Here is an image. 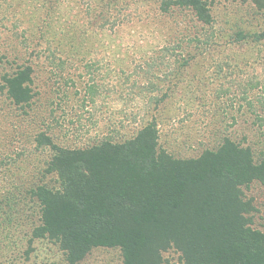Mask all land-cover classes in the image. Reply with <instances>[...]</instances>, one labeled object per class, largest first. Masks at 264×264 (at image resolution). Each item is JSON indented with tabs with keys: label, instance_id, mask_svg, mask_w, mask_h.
I'll use <instances>...</instances> for the list:
<instances>
[{
	"label": "rangeland",
	"instance_id": "374dc122",
	"mask_svg": "<svg viewBox=\"0 0 264 264\" xmlns=\"http://www.w3.org/2000/svg\"><path fill=\"white\" fill-rule=\"evenodd\" d=\"M212 14L207 26L189 11L164 14L159 0H0L1 195L18 201L31 187H59L38 134L68 148L124 142L154 116L161 147L176 158L198 157L226 136L263 158L264 47L236 36L263 32L264 15L242 0H216ZM26 65L34 98L20 107L3 78ZM245 194L264 232V187ZM9 240L0 264H69L53 241ZM164 259L183 264L174 250ZM122 261L120 249L97 248L80 264Z\"/></svg>",
	"mask_w": 264,
	"mask_h": 264
},
{
	"label": "trees",
	"instance_id": "16d2710c",
	"mask_svg": "<svg viewBox=\"0 0 264 264\" xmlns=\"http://www.w3.org/2000/svg\"><path fill=\"white\" fill-rule=\"evenodd\" d=\"M214 1L159 4L164 14L189 11L210 26ZM242 1L264 15V0ZM236 41L260 49L264 31L240 32ZM33 74L26 65L4 76L16 106L33 100ZM35 142L51 150L47 173L59 187H31L18 201L13 192L0 193V252L18 234L57 243L69 264L97 248L120 249L122 264H165L171 250L183 264H264V232L253 227L256 208L245 194L254 183L264 187V157L258 160L244 140L226 136L198 157L176 158L161 147L154 116L124 142L68 148L45 133ZM29 203L37 205L36 215Z\"/></svg>",
	"mask_w": 264,
	"mask_h": 264
}]
</instances>
